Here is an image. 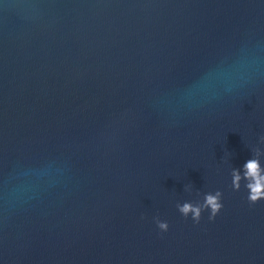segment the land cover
<instances>
[{"label": "water", "instance_id": "obj_1", "mask_svg": "<svg viewBox=\"0 0 264 264\" xmlns=\"http://www.w3.org/2000/svg\"><path fill=\"white\" fill-rule=\"evenodd\" d=\"M261 136L264 0H0V264H264Z\"/></svg>", "mask_w": 264, "mask_h": 264}, {"label": "clouds", "instance_id": "obj_2", "mask_svg": "<svg viewBox=\"0 0 264 264\" xmlns=\"http://www.w3.org/2000/svg\"><path fill=\"white\" fill-rule=\"evenodd\" d=\"M261 141H264V136H261ZM264 154L260 148L254 149V156L248 159L242 166L243 171L239 168H233L231 172L232 187L238 191L241 188L242 179L246 181L245 188L248 190L247 200L250 204H255L259 200L264 199V167L261 166L260 157ZM186 190L191 191V186H187ZM222 192H207L203 196V200L192 202L185 201L177 203L179 212L187 218L191 214L192 220L199 223L201 214L204 210H209L208 219L213 220L222 209ZM156 224L161 231H167L169 224L165 220L155 218Z\"/></svg>", "mask_w": 264, "mask_h": 264}]
</instances>
